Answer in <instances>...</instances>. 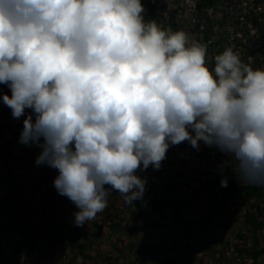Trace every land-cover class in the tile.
Returning <instances> with one entry per match:
<instances>
[{"label": "clouds", "instance_id": "obj_1", "mask_svg": "<svg viewBox=\"0 0 264 264\" xmlns=\"http://www.w3.org/2000/svg\"><path fill=\"white\" fill-rule=\"evenodd\" d=\"M145 13L142 0H0L3 104L25 117L19 142L41 149L36 165L57 170L77 227L112 191L134 206L147 183L137 172L184 142L264 185V69L228 46L210 70L206 44Z\"/></svg>", "mask_w": 264, "mask_h": 264}, {"label": "rangeland", "instance_id": "obj_2", "mask_svg": "<svg viewBox=\"0 0 264 264\" xmlns=\"http://www.w3.org/2000/svg\"><path fill=\"white\" fill-rule=\"evenodd\" d=\"M231 1L232 6L229 4L227 6L226 2L218 0L214 8L209 10L214 24L212 38L204 42L203 37H200V43L207 45L208 67H214V57L219 50L218 41L220 47L222 44L227 47L230 46L228 43L232 42L230 39L235 35L241 38L248 32L249 28L246 24L250 23L247 18H241L240 24L235 25L237 16L246 17L255 9L256 3L264 11V0ZM153 2L157 7V16L154 20L162 28L166 27L164 19L169 18L170 12L174 11L178 29L189 34V44L195 41L197 34L194 35L191 29L196 22L194 5L197 0H153ZM225 13L230 15L227 19L224 17ZM145 19L149 20L146 13ZM251 33L255 34V40L261 38L258 32ZM261 41L264 43V39ZM6 109L7 106L3 104L1 98L0 129L5 123L3 113ZM9 112L10 133L16 136V142L12 144L15 155L14 171L10 178L14 183L12 186L2 183L0 197L5 194L10 195L18 188L27 204L35 209L34 219L51 217L53 237L59 235L60 229L64 233L69 230L78 232L82 234L83 242L89 241L90 247L84 253H80L73 250L70 243L54 244L42 240L41 245L36 248L16 249L18 244L16 239L13 245L15 247L5 244L1 248L7 264H153L159 257L169 259L175 256L180 258L178 264H243L245 262L238 251L251 247L256 235L253 228H247L245 225V215L251 204L241 194H237L221 206L224 214L211 219L207 211L209 193L202 192L203 186L199 181L205 184L208 178L215 177V166L212 168L210 163L191 162L188 159V152L191 149L189 143L184 142L170 147L161 168L153 169L159 173L158 175L148 170L137 172L139 176L146 178L144 194L149 196L152 203L159 204L158 210H148L141 205L139 209H135V205L140 200L134 201V206L128 205L119 192L112 191L108 198V207L83 227H77L74 225L73 213L78 209L67 197L59 195L53 185L58 175L57 170L47 165H36L35 154L31 151L32 146L27 147L19 142L25 117L14 119L10 109ZM28 114L30 110H26L25 115ZM7 138L11 136L8 135ZM203 174L206 175L202 176ZM173 183L177 185L187 183V185H179L173 190L167 189ZM215 191L218 190L215 188ZM173 199L190 207L182 211V218L189 228L194 229L191 238L177 241V230L173 233L170 231L173 220L170 203ZM137 213L140 214L139 217H135L134 214ZM135 225L136 231L133 230ZM100 226L101 232H99ZM239 234L246 235L248 242L240 240ZM258 237L262 241L261 246L264 247V235L258 233Z\"/></svg>", "mask_w": 264, "mask_h": 264}, {"label": "trees", "instance_id": "obj_3", "mask_svg": "<svg viewBox=\"0 0 264 264\" xmlns=\"http://www.w3.org/2000/svg\"><path fill=\"white\" fill-rule=\"evenodd\" d=\"M230 1L231 0H222L223 3L226 2L227 6L228 4L232 6V1ZM217 2L218 0H197L194 13L196 22L191 29L194 35L197 34L195 41L200 42V37H203L202 39L204 42L212 38L214 24L212 23L209 10H212ZM142 3L146 8L147 18L149 20L155 19L157 16V7L153 0H142ZM257 6L258 3H256L255 9L250 11L246 17L237 16L236 24L235 22L234 24L239 25L241 18H247L250 24L247 23L246 26L249 30L247 33L245 32L246 34L242 35L241 38L238 37L239 35H235L230 39L232 42H229L228 44L232 46L235 51H238L241 55L242 61L251 65L253 69H264V43L261 41V39H264V11ZM229 16L228 13H225L224 15L226 19ZM169 18L164 19V24L166 25L164 28H169L171 26L174 31L179 30V26L175 21L176 18L174 11L170 12ZM168 23L169 25H167ZM251 32H258L261 38L255 40V34L253 35ZM218 43L219 50L217 54H220L226 46L222 44L220 47V42L218 41ZM260 44L262 46H260ZM212 68L213 67L211 66L209 67L210 70ZM3 94H8L10 96L11 92L6 85L0 84V99ZM3 114L5 123L0 129V168L2 170L0 173V189L2 188V183H6L9 186H12L14 183L10 178L13 175V160L15 158L12 144L16 142V136L10 133L11 125L9 123L10 112L8 107ZM8 135L11 136V138L8 139ZM31 151L35 154V157H37L41 149L32 145ZM188 159L193 163H210L212 168L215 166V177L208 178L205 184L199 181L201 186H203L201 188L202 192L209 193L207 199V211L209 212L211 219L224 214L221 206L225 205L226 202L231 200L237 194H241V196L251 204L245 215V225L247 228H253L256 235L254 236V241L251 247L240 249L238 253L240 257H243L245 260L243 264H264V247L261 246L262 241L258 237V233L264 235V185L240 184L230 167H226L221 171V164L227 159V157L216 148L207 147L203 142H200L199 151L191 147L188 152ZM147 170L154 175L159 174L157 171H154L151 166ZM207 173L209 174V171H207ZM204 175L206 174H203L202 176ZM222 176H227L228 178L227 187L221 186L220 181ZM179 185L186 186L187 183H178V185L173 183L172 185H169L167 189L173 190ZM215 188L218 191H215ZM139 205L148 210L154 211L159 209V204L152 203L147 194L143 195V198L137 203V205H135V209H139ZM170 209L172 212L171 219H173L172 224L170 225V231L173 233V231L177 230L178 237L176 240L179 241L180 239L191 238L194 229L189 228L182 218V211L184 209L188 210L190 207H188L186 203H180L177 199H173L170 203ZM34 210L33 207L27 204L22 192L18 188L12 191L10 195L5 194L0 197V264H7L5 257L1 253V248L5 246V244L13 246L14 240L16 239V242L18 243L17 247L13 246L16 249L22 247L28 249L36 248L41 245L42 240H48L54 244L70 243L71 248L80 253H84L90 247L89 241L87 240L83 242V236L78 232H71L69 230L67 233H64L61 231L62 229H60L59 235L53 237L51 231V217H48L47 219H34ZM134 215L135 217H139L140 214L137 213ZM159 224L160 223H158V225ZM101 230L102 227L100 226L99 232H101ZM133 230H137L136 225L133 227ZM69 235H71L70 238ZM238 238L243 242H248L247 237L244 234H239ZM178 260H180V258L176 256L169 259L159 257V259L153 264H178ZM261 261L263 263H261Z\"/></svg>", "mask_w": 264, "mask_h": 264}, {"label": "built area", "instance_id": "obj_4", "mask_svg": "<svg viewBox=\"0 0 264 264\" xmlns=\"http://www.w3.org/2000/svg\"><path fill=\"white\" fill-rule=\"evenodd\" d=\"M196 8V3H195V5H194V9ZM232 210H234V208H232Z\"/></svg>", "mask_w": 264, "mask_h": 264}, {"label": "crops", "instance_id": "obj_5", "mask_svg": "<svg viewBox=\"0 0 264 264\" xmlns=\"http://www.w3.org/2000/svg\"><path fill=\"white\" fill-rule=\"evenodd\" d=\"M149 200H150V198H149Z\"/></svg>", "mask_w": 264, "mask_h": 264}]
</instances>
